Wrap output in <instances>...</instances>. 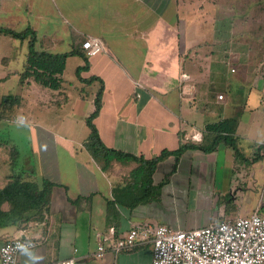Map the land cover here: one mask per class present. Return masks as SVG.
<instances>
[{"label":"crops","instance_id":"1","mask_svg":"<svg viewBox=\"0 0 264 264\" xmlns=\"http://www.w3.org/2000/svg\"><path fill=\"white\" fill-rule=\"evenodd\" d=\"M222 1L225 13L219 9ZM235 4V0H0V27L16 32L33 29L37 51L79 52L68 55L61 85L53 89L34 76H21L30 38L0 33V188L14 175L40 187L46 181L54 184L50 208L40 217L12 223L8 216L0 222V246L23 232L43 241L34 251L22 252L17 264H153L150 245L116 252L110 241L98 258L100 239L124 237L132 228L146 225L191 230L224 218L250 216L256 209L264 214V72L257 71L264 58L255 53L260 44L253 46L249 38L235 41ZM92 36L102 38L105 50L88 57L82 43ZM239 49L246 72L236 84L247 90L243 108L252 125L244 135L238 122L235 134L245 157L220 143L208 152L188 148L179 157L170 154L151 174L146 166L141 169L134 156L150 159L182 144L199 143L195 134L202 139L208 124L231 118L226 117L227 86L217 91L223 99H210L204 88L209 79L219 78L220 66L226 67L228 58H242ZM203 68L205 84L194 72ZM15 82L22 94L12 93ZM102 86V107L93 122L103 143L129 154L131 160L114 158L99 165L87 146L91 134L87 119L96 110ZM8 96L11 101L4 102ZM194 97L201 98L200 108ZM32 106L37 116L31 115L30 121L45 133L29 136L26 125ZM45 109H53L58 119L59 111L66 113L68 137L52 131L58 127L57 119L48 122ZM210 113L219 119L212 121ZM16 132L23 133V140L13 137ZM46 133L56 160L44 171L39 168H44L38 159L43 157L42 151L38 155L40 138L35 136ZM60 145L65 146L67 160L59 158ZM180 208L202 211L205 217L201 221L196 217L195 226L185 229L178 223L183 220ZM2 209L8 211L9 204Z\"/></svg>","mask_w":264,"mask_h":264},{"label":"built area","instance_id":"2","mask_svg":"<svg viewBox=\"0 0 264 264\" xmlns=\"http://www.w3.org/2000/svg\"><path fill=\"white\" fill-rule=\"evenodd\" d=\"M82 48L92 57L105 50V43L102 38L92 36L83 41ZM223 97V94L218 96ZM194 139L201 140V134H195ZM111 239L110 235L101 237L98 258L104 256L106 245L111 241L116 252L150 245L153 264H264V214L260 209L250 216L224 218L191 230L146 225L132 228L124 237ZM38 244V239L27 237L24 232L8 238L0 246V264H17L22 252ZM69 262L73 263L74 259Z\"/></svg>","mask_w":264,"mask_h":264},{"label":"trees","instance_id":"3","mask_svg":"<svg viewBox=\"0 0 264 264\" xmlns=\"http://www.w3.org/2000/svg\"><path fill=\"white\" fill-rule=\"evenodd\" d=\"M261 1L264 2V0ZM1 32L9 33L19 38H30V51L28 54L27 65L25 71L21 73V76L23 78L34 76L39 83L53 89H57L61 85V75L65 69V62L68 55L79 53L78 50H75L71 54L53 55L47 52L37 51L35 49L37 40L36 33L33 29L16 32L7 27H0V33ZM103 89L104 87L102 86L97 94L95 100L96 110L87 119V123L91 128L89 144H91L92 141L94 145L100 147L97 149L109 153L110 155H104L108 161L114 158L122 161L134 158L139 162V167L141 169L146 166L151 174L158 162L170 154H175L179 157L183 151L188 148L201 149L208 152L214 150L220 143H224L233 148L237 157H245L240 151L237 143V136L235 135L238 126V120L236 118H226L208 124L205 130L206 134L204 133L203 138L200 141H196L199 143L191 142L182 144L175 151L165 150L161 154L150 159L135 156L132 158V156L122 151L107 148L93 122L94 118L97 117L101 111ZM10 98L12 97L8 96L4 99L5 101H3H11ZM101 147L103 149H101ZM95 150V148H91L92 152H96ZM53 187L54 184L49 181H46L44 185L40 187L35 182L25 181L21 175L12 176L9 182L3 188H0V222L4 220V217L7 220L8 216H10V221L12 223H18L19 221L28 222L35 215L40 217L43 212L50 208ZM4 203L9 204L10 209L8 211L2 209Z\"/></svg>","mask_w":264,"mask_h":264},{"label":"rangeland","instance_id":"4","mask_svg":"<svg viewBox=\"0 0 264 264\" xmlns=\"http://www.w3.org/2000/svg\"><path fill=\"white\" fill-rule=\"evenodd\" d=\"M236 4H235V8H236V18L234 19L233 23L235 24V30H236V42L237 44H239V41H242V39L245 38H249L253 44V46H257L260 48L255 49V53L262 56V58H264V2H262L261 0H235ZM226 1H222L220 2V12H224L223 11V7L222 4L225 3ZM224 10H226V7H224ZM225 13V12H224ZM222 18V17H221ZM226 34V33H225ZM223 33V35H225ZM19 38V37H17ZM18 42V41H16ZM239 51V53L242 54V58L239 57L238 55H234L233 58H228V60L225 62V64L227 65L226 67L224 66H220V70H222V72L219 70L220 75L219 78L216 80L217 77H212L211 79H209V86L208 89L204 88L205 91V95H207L210 99H213V97L218 98L217 95V91L219 89H223L226 88L227 86V93L229 96L228 99V103H229V111L226 115V117H231V118H236L238 120V122H242V128L240 133H243L244 135H247L248 128H251V124L249 122V120L246 119L245 116H249V113H246L244 111V106H245V93H247V90L243 91L242 88L239 87V85L236 84V82H238L241 79V77L243 76V74L246 72L244 71V60L243 58L245 57L243 55V52H240V49L237 50ZM238 53V52H237ZM256 54V55H257ZM80 57L82 58V56L80 55ZM261 58V59H262ZM83 60V58H82ZM250 63V62H249ZM252 64V63H250ZM250 64L246 65V66H251ZM203 66V65H202ZM214 69H218L219 65H212ZM259 67L261 69L257 70V71H261L264 72V65L260 64ZM200 68V67H197ZM234 68V71L232 72L231 70ZM195 73H197V77L200 78H204V80L202 81V83L205 84V78L207 76V72H206V68H203L202 70L199 71H194ZM257 73V72H256ZM230 83L229 87L228 84ZM241 85H243L244 87H246L244 85V81L243 83L240 81L239 82ZM14 87L12 88V93L14 95H19L20 93L22 94L24 92V90L19 91V89H21V87L16 84V82L14 83ZM86 87V86H85ZM83 89V87L81 88ZM242 90V91H241ZM201 98L199 97H194L193 103L196 104V108H200L201 107ZM264 107V103L261 104ZM31 107V106H29ZM28 107V108H29ZM33 109H29V111L31 112L30 114H28V118L27 120L29 121V124L26 125L27 127V131L32 133V135L29 136H33L36 135V133H45V131H43L40 128H35V125L33 124V121H30L31 118L30 116L34 114V117L37 116V112H36V108L34 106H32ZM58 110V108H57ZM64 111H59L57 113V115L60 114L59 119L55 117L54 115V111L52 109V112L50 110H44L45 115L47 116V120L48 122L52 123V121H56L55 118L57 119V124L58 127L57 128H53L52 131L58 135H62L65 137H68V135L65 133L68 131L66 124L63 122L67 115L66 113H63ZM69 113H72V110H70ZM81 114V108L77 107L76 109V115H80ZM211 115L213 116L212 121H215L218 118V116H216L215 113L213 114H209L208 116L211 117ZM246 119V120H245ZM220 121V120H218ZM217 122V121H216ZM33 126V128H31ZM258 134V133H257ZM12 135V133H11ZM14 135V134H13ZM12 135V136H13ZM14 138L23 140V133H17L13 136ZM47 133L44 136L41 135H37L35 136V138H40V144L38 146V155H40V151H42V156L38 158L39 159V164L44 162V168H41V166H39L40 170L43 169L44 171L47 170L48 165H52L53 162L56 160L55 158H52V151L51 149L48 147V145L46 144L47 142ZM256 136H254L253 138H255ZM90 139V138H89ZM89 139L87 140V146L89 149L91 148H95L96 152H92V155L94 156L95 160L97 161V163H99L100 165V161L103 160H108L107 158H105L104 155H110L107 152L101 151L97 148L96 145L93 144V142L91 141V144H89ZM64 145H60V152L59 153V158L62 159L63 157L66 159L67 156L64 152ZM107 148H109L108 146H106ZM101 149H103L101 147ZM248 149V146H246L245 144L243 145V150L244 152H246ZM94 153V154H93ZM247 153V152H246ZM36 154V152H35ZM104 156V157H103ZM67 160V159H66ZM35 165V164H34ZM34 165H32V167H34ZM171 210L166 209V212H170ZM206 212V211H205ZM170 215V217L172 219L177 218L176 215L172 214V213H168ZM198 218L200 221L203 220V218L205 217L204 213L202 211H194L193 212L189 209L186 208H180V212H179V218H182V222H178L179 225L185 229H191L195 226L194 220L195 218ZM176 229V228H174ZM27 235L31 236L34 235L33 232H28L27 231ZM39 244H41L43 241L38 240ZM32 252L34 251V249H30ZM62 263V262H61Z\"/></svg>","mask_w":264,"mask_h":264}]
</instances>
